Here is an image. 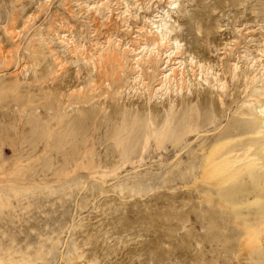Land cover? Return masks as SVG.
Segmentation results:
<instances>
[{"label":"rangeland","instance_id":"374dc122","mask_svg":"<svg viewBox=\"0 0 264 264\" xmlns=\"http://www.w3.org/2000/svg\"><path fill=\"white\" fill-rule=\"evenodd\" d=\"M253 138L264 0H0V264H264Z\"/></svg>","mask_w":264,"mask_h":264},{"label":"bare ground","instance_id":"6f19581e","mask_svg":"<svg viewBox=\"0 0 264 264\" xmlns=\"http://www.w3.org/2000/svg\"><path fill=\"white\" fill-rule=\"evenodd\" d=\"M106 2V1H105ZM97 3V2H96ZM103 4V2L101 3L100 2V6ZM99 6V5H98ZM97 6V7H98ZM105 6V5H104ZM97 7H95L96 9H98ZM92 8V7H91ZM101 8V7H100ZM167 15V14H166ZM149 20L147 19V22H148ZM169 21V20H168ZM149 24H150V28L147 30H144V32L146 33V34H148L149 36H150V38L148 39L147 37H146V40L148 39L149 40V42H145V46L143 47V49L142 50H144V52L141 54V56H138V54L139 53H135V50L137 49L136 47L135 48H130V49H128V47H127V51H124L125 53H132L131 55L134 57L133 59H132V61H133V64H134V67H132L134 70L135 69H137L141 64L140 63H149V64H157V61L159 60V58L161 57L160 55L161 54H159V52L158 51H155V50H157L156 48H158V45H159V43L161 44V42L163 41V42H166V40L167 41H171V43L170 44H172V45H175L174 47H173V51H171L169 54H165V56H164V58H166V61H164V64L165 63H167V62H170V58H171V56H172V54L173 55H175L176 54V52H177V50L179 51V48H180V43L175 39V36H174V38H171L170 37V34H171V32H172V29H171V25L170 24H168V22H166V20L165 19H163L162 18V16L161 15H154L153 16V18L150 20V22H148ZM141 29H144V28H141ZM141 32V31H140ZM60 37V36H59ZM62 37H63V35H62ZM109 39V38H108ZM141 41H143V40H141ZM137 43V42H136ZM163 44V43H162ZM151 45V47H149ZM118 47V46H117ZM155 49V50H154ZM104 50V49H103ZM106 50V49H105ZM109 50V49H108ZM125 50V49H124ZM107 51V50H106ZM112 51V50H111ZM105 52V51H104ZM123 52V51H122ZM123 52V53H124ZM133 52H134V54H133ZM103 53V52H102ZM106 53V52H105ZM104 53V54H105ZM108 53H109V51H108ZM111 53V52H110ZM116 53V52H115ZM115 53H112V54H115ZM118 54L119 53H117V60H118ZM106 55V54H105ZM108 55V54H107ZM137 55V56H136ZM144 55H146L147 56V58L145 59L144 58ZM100 58L101 57H103L102 55H98ZM113 56V55H112ZM120 56V55H119ZM110 57H111V55H110ZM120 58H124V54H122V56H120ZM163 58V59H164ZM104 59H107V58H104ZM115 59H116V57H115ZM114 59V60H115ZM162 59V60H163ZM112 60V59H111ZM113 60V61H114ZM116 61V60H115ZM172 61V60H171ZM118 62V61H117ZM119 63H120V60H119ZM178 63H180V65H182V62H178ZM140 64V65H139ZM173 64H175V63H173ZM165 65H167V64H165ZM236 66V65H235ZM139 69H141V68H139ZM138 69V70H139ZM140 71V70H139ZM160 71H162V72H160L159 74H160V82L162 83L161 84V86H166V85H170L171 83L173 84V83H175V82H177V80H176V78L174 77V75L176 74V71H177V69H176V67L174 66V65H172V66H169L168 68H167V66H164L162 69H160ZM104 72V71H103ZM101 73V72H100ZM102 74V73H101ZM106 74V73H105ZM180 74H181V77H180V79H179V82H180V84L182 85V82L184 81V79H183V77H182V72H180ZM108 75V74H107ZM177 75V74H176ZM105 76V75H104ZM99 77V76H98ZM140 77V74L136 77V79L137 78H139ZM101 78V77H100ZM105 79H106V77H104ZM101 80V79H100ZM87 81V80H86ZM103 82V81H102ZM87 83H88V81H87ZM184 83V82H183ZM179 87V86H178ZM181 87V86H180ZM165 88H168V87H165ZM250 147V148H249ZM249 149H248V151L250 152H248L247 151V156H251V161L250 162H248V165H247V168H249V170H255L254 168H256V165H257V167H260L261 165L260 164H262V161L260 162V157H259V155H260V153L261 152H264V143L262 144L261 142H259L257 139H255V138H253L252 139V141H250L249 142ZM252 150V151H251ZM252 152V153H251ZM245 156H246V154H245ZM260 159V160H259ZM258 163H260V164H258ZM259 165V166H258Z\"/></svg>","mask_w":264,"mask_h":264}]
</instances>
